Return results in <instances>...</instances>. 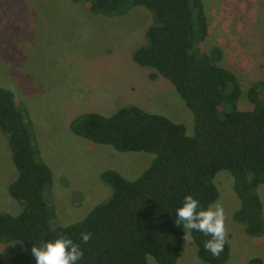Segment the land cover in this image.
I'll use <instances>...</instances> for the list:
<instances>
[{"label":"trees","instance_id":"1","mask_svg":"<svg viewBox=\"0 0 264 264\" xmlns=\"http://www.w3.org/2000/svg\"><path fill=\"white\" fill-rule=\"evenodd\" d=\"M91 14L120 16L130 8L145 6L152 23L145 42L132 52V60L165 78L193 116V134L183 124L126 106L106 117L96 112L70 122V131L95 144L118 152L153 155L149 166L134 180L106 170L103 184L109 198L95 205L80 221L60 226L55 213L43 201L51 184L49 168L37 155L28 121L12 93L0 89V132L7 142L17 176L8 194L21 207L16 215L0 212V243L20 242L23 249L0 264H34L30 245L62 234L78 244L83 255L77 264H148L150 255L159 264H175L184 242L183 230L174 225V209L182 197L192 194L201 208L218 197L213 179L219 171L232 178L239 201L232 219L246 233L259 237L264 219L257 187L264 183V80L246 92L249 108L239 110L240 87L231 72L216 62L220 51L205 53L206 36L201 0H72ZM54 224V225H53ZM90 233L82 243L80 233ZM198 257L209 264H224L229 247L223 238L221 252L213 257L203 247L207 236L190 233ZM249 264H263L251 258Z\"/></svg>","mask_w":264,"mask_h":264},{"label":"rangeland","instance_id":"2","mask_svg":"<svg viewBox=\"0 0 264 264\" xmlns=\"http://www.w3.org/2000/svg\"><path fill=\"white\" fill-rule=\"evenodd\" d=\"M206 36L200 48L220 51L216 64L228 70L240 87L239 110L249 108L246 92L264 80V0H201ZM152 23L145 6L113 17L93 15L72 0H0V89L12 93L28 121L38 158L52 181L43 201L55 213L53 223L66 226L82 220L111 192L100 175L109 170L125 180L136 179L151 163L152 154L118 152L73 134L69 124L80 115L110 116L126 106L183 124L193 134V116L174 87L151 67L132 60L145 42ZM17 171L0 132V212L16 215L20 205L8 194ZM218 197L210 206L223 211V238L229 247L224 264H264V233L252 237L232 219L239 201L227 171L216 173ZM259 196L264 219V183ZM54 225V224H53ZM182 229V226L180 225ZM183 230V229H182ZM20 242L0 243L6 262L22 251ZM148 264H159L148 255ZM175 264H209L197 254L190 236L184 238Z\"/></svg>","mask_w":264,"mask_h":264},{"label":"clouds","instance_id":"3","mask_svg":"<svg viewBox=\"0 0 264 264\" xmlns=\"http://www.w3.org/2000/svg\"><path fill=\"white\" fill-rule=\"evenodd\" d=\"M173 213V224L182 226L183 238H187L192 231H197L208 237L203 243L205 250L213 257L221 252L224 243L223 211L218 205L201 208L192 194H186ZM89 237L90 233H80L82 243H86ZM29 252L34 264H77L83 255L79 245L62 234L46 241L41 239L37 244L30 245Z\"/></svg>","mask_w":264,"mask_h":264}]
</instances>
